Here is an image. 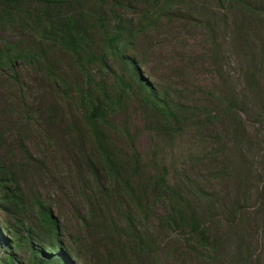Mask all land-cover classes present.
<instances>
[{
  "label": "rangeland",
  "instance_id": "374dc122",
  "mask_svg": "<svg viewBox=\"0 0 264 264\" xmlns=\"http://www.w3.org/2000/svg\"><path fill=\"white\" fill-rule=\"evenodd\" d=\"M239 1L175 0L132 38L130 55L142 76L172 99L192 105L197 115L174 140L168 139L152 129L131 97L111 116V138L130 153L128 131L149 174L167 166L169 181L189 195L191 190L213 195L210 207L199 197L195 203L219 244L218 255H211L190 244L186 230L165 226L167 204L159 200L147 222L155 239L153 264H264V0H241L255 12L257 21L249 29L242 22ZM163 4L165 0H106L107 19L114 22L122 16L137 24L144 13L152 15ZM25 37L20 27L7 26L0 29V47ZM101 38L100 32L94 33V52L100 50ZM49 59L82 85L64 53ZM115 70L121 71L119 66ZM88 74L95 82L104 79L112 92L117 90L112 73L100 65H91ZM249 74L255 75L256 84ZM70 96L67 99L43 73L18 65L15 72L0 77V134L14 152L22 137L38 160L21 176L26 197L40 192L58 216L65 240L80 249L76 262L96 264L110 245L103 232L93 235L81 221L94 185L86 168L77 165L84 164L91 147L78 94L72 91ZM230 96L238 101L232 112L240 118L239 134L223 114L220 100ZM48 109L55 110L53 123L45 120ZM235 204L243 208L232 226L228 221ZM125 262L117 257L113 264Z\"/></svg>",
  "mask_w": 264,
  "mask_h": 264
},
{
  "label": "trees",
  "instance_id": "16d2710c",
  "mask_svg": "<svg viewBox=\"0 0 264 264\" xmlns=\"http://www.w3.org/2000/svg\"><path fill=\"white\" fill-rule=\"evenodd\" d=\"M174 1L165 0L162 8L152 15L144 13L143 21L135 24L122 16L114 22L108 21L106 0H0V29L18 26L26 32L24 39L6 42L0 47V77L15 72L23 64L58 84L67 99L71 100L72 91L78 94L76 99L88 127L91 150L84 164L77 165L79 169L85 167L88 176L81 170L77 172L86 175L94 185L93 196L86 198L87 213L81 216V221L93 235L103 232L110 245L104 247L102 261L96 264H113L117 257L127 261L121 264H153L155 239L147 222L150 210L159 200L167 204V212L162 217L165 226L186 230L190 236L186 240L203 252L211 255L219 252L217 234H211V227L204 223L200 207L195 203L199 197L210 207L214 205L211 204L213 195L199 190H191L189 195L169 181L167 166L149 174L130 133L126 131L131 152L125 153L109 132L113 127L111 116L131 97L144 111L152 129L163 137L174 140L188 124L194 123L197 115L194 107L172 99L146 80L129 50L135 32L155 22ZM239 2L242 22L249 29L257 21L255 12L244 1ZM247 12L249 17H245ZM97 31L102 34L101 47L94 52L92 45ZM58 51L74 65L76 77L83 82L81 86L75 83L76 78L72 80L71 72H61L49 59ZM93 64L112 73L117 90L112 92L104 79L95 82L88 74ZM116 66L120 72L115 70ZM254 77V74L248 75L256 84ZM220 101L224 105L223 114L234 133L239 134L240 118L232 112L236 111L238 101L233 96ZM54 112L48 109L45 114L49 123L56 120ZM80 151L84 149L80 147ZM36 161L22 137L14 152L0 134V264H78L80 249L63 237L52 205L40 192L29 199L23 192L21 176ZM111 207L117 209L113 211ZM242 208L235 204L230 209L231 220L227 221L232 226L242 215ZM102 244L101 241V248Z\"/></svg>",
  "mask_w": 264,
  "mask_h": 264
}]
</instances>
